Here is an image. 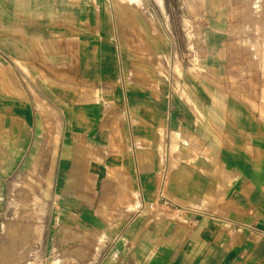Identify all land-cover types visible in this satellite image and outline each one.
Returning a JSON list of instances; mask_svg holds the SVG:
<instances>
[{
	"label": "crops",
	"instance_id": "0c3cea01",
	"mask_svg": "<svg viewBox=\"0 0 264 264\" xmlns=\"http://www.w3.org/2000/svg\"><path fill=\"white\" fill-rule=\"evenodd\" d=\"M19 224L32 264H264V0H0V248Z\"/></svg>",
	"mask_w": 264,
	"mask_h": 264
},
{
	"label": "rangeland",
	"instance_id": "374dc122",
	"mask_svg": "<svg viewBox=\"0 0 264 264\" xmlns=\"http://www.w3.org/2000/svg\"><path fill=\"white\" fill-rule=\"evenodd\" d=\"M41 180L35 175H21L18 178L17 191L8 194L7 217H14L18 222H24L30 217H41L45 209L41 208V195L35 192ZM10 227V226H9ZM24 224L14 225L12 230L5 231L9 241L0 248V264H32L36 259L33 256L34 240L30 247H26ZM16 239V240H10Z\"/></svg>",
	"mask_w": 264,
	"mask_h": 264
},
{
	"label": "built area",
	"instance_id": "2783aa9c",
	"mask_svg": "<svg viewBox=\"0 0 264 264\" xmlns=\"http://www.w3.org/2000/svg\"><path fill=\"white\" fill-rule=\"evenodd\" d=\"M143 206L156 216L168 220H178L185 217L188 213L197 212L176 204L174 201L164 196L162 192H160L152 201L143 204Z\"/></svg>",
	"mask_w": 264,
	"mask_h": 264
}]
</instances>
